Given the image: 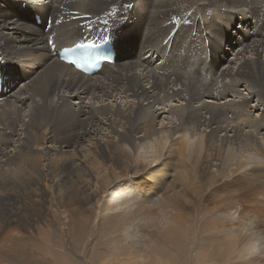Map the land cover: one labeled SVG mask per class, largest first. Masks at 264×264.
<instances>
[{
  "label": "bare ground",
  "instance_id": "bare-ground-1",
  "mask_svg": "<svg viewBox=\"0 0 264 264\" xmlns=\"http://www.w3.org/2000/svg\"><path fill=\"white\" fill-rule=\"evenodd\" d=\"M50 2L0 0L3 258L42 225L80 253L96 227L106 264H169L196 229L191 264H264V0ZM110 28L124 52L95 76L48 52Z\"/></svg>",
  "mask_w": 264,
  "mask_h": 264
},
{
  "label": "rangeland",
  "instance_id": "rangeland-1",
  "mask_svg": "<svg viewBox=\"0 0 264 264\" xmlns=\"http://www.w3.org/2000/svg\"><path fill=\"white\" fill-rule=\"evenodd\" d=\"M203 207H207L208 210H212V212H214L217 205H214L212 203H206L203 205ZM197 209H199V207ZM199 211H200V209H199ZM261 215L264 217L263 214H261ZM198 221H200L199 223L202 225H204L206 223L204 219L201 220L199 218H195L194 222H196V224ZM262 223H264V219H263ZM86 224H87V226L83 227L85 230L83 231L82 234H85L86 229H89V223L87 222ZM187 226L188 225L186 224V227ZM41 227L43 230H41V234H40L38 239H37V237L30 236L29 234L18 233V234H21L24 237H26V239H27V237L28 238L32 237V238L36 239V240H34L35 242H33L32 244H29V246L27 248L20 250L18 255H14L15 258H20V260H21L20 262H23L22 264H29V262L26 263L25 261L30 259L31 257H32L31 259H34L36 264H40V262H41V264H90V260L93 261L92 264H102V263L106 264L107 260L109 261L111 258V255H113L112 254L114 251V250L112 251L113 245L110 242L109 236H105L103 234V232H101L100 230H97L96 227L93 228L92 233L90 234V237L85 242L84 251L82 253H80V251L78 249L76 251L69 252L68 250H66L67 245H65L64 241L62 242L64 244L63 245L60 243V241H58V239H55L53 237L54 232L51 231V233H48V230H46V228L44 226L41 225ZM262 229L264 230V225L261 227V230ZM196 231L198 232L197 229L195 231L194 230L193 231L188 230L187 236L185 238L190 236V237H188L189 240L186 239V242H183V244H182L183 246L181 245V248L179 250H178V248H179L178 246L175 249H173V252L171 254L172 257L167 258L170 260L169 264H191L190 259L188 258L189 257L188 254H190L189 252H190L191 248H190V246H186V245H191V244L195 243L194 242L195 240H193L192 237H194L196 235L193 236V234H191V233L192 232L196 233ZM189 234H191V235H189ZM153 235H154V237H157L155 232H153ZM159 238H160V236L158 237V239ZM53 239H55V243H54ZM106 239L108 240L107 245H106V243H104V242H107ZM190 241L191 242L193 241V242L191 243ZM188 242H190V243L188 244ZM221 243L224 244L225 241H221ZM77 244L81 245L80 241H77ZM78 245H77V248H78ZM108 245H110V246H108ZM29 247H30V249H29ZM0 253H1L0 264H19V261H17V260L15 261V259L11 258V260L10 259L8 260L6 257L3 258L5 255L10 254L7 250L6 251L4 249L2 251L0 250ZM185 259H186V261H185Z\"/></svg>",
  "mask_w": 264,
  "mask_h": 264
},
{
  "label": "snow or ice",
  "instance_id": "snow-or-ice-1",
  "mask_svg": "<svg viewBox=\"0 0 264 264\" xmlns=\"http://www.w3.org/2000/svg\"><path fill=\"white\" fill-rule=\"evenodd\" d=\"M27 2L31 7L39 8L44 4L45 0H27ZM47 2L51 5L50 0H47ZM228 6H229V0H206V2L203 5L199 6V10L201 9V7L207 10L208 8H227ZM49 43H52V42L50 41ZM96 59H106V57H96ZM68 62L70 64H73L78 69L81 68V63L78 60L73 59ZM84 62L85 63L91 62L88 58V55L84 57ZM261 106H264V100H262ZM253 107H255V105H253ZM256 111L259 112V109H256ZM233 179L238 180L240 183V186H243L246 183V178L244 176H236Z\"/></svg>",
  "mask_w": 264,
  "mask_h": 264
}]
</instances>
